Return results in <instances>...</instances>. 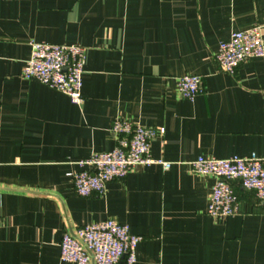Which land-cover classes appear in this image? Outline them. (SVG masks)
Segmentation results:
<instances>
[{"label":"crops","instance_id":"0c3cea01","mask_svg":"<svg viewBox=\"0 0 264 264\" xmlns=\"http://www.w3.org/2000/svg\"><path fill=\"white\" fill-rule=\"evenodd\" d=\"M263 21L264 0H0V264H69L64 235L108 219L143 238L136 264H264V203L235 185L238 213L215 219V179L191 172L200 156L264 158V59L234 75L215 61ZM31 42L86 48L81 105L22 78ZM185 75L203 79L194 102ZM117 119L165 129L156 164L79 197L69 174L116 147Z\"/></svg>","mask_w":264,"mask_h":264},{"label":"built area","instance_id":"2783aa9c","mask_svg":"<svg viewBox=\"0 0 264 264\" xmlns=\"http://www.w3.org/2000/svg\"><path fill=\"white\" fill-rule=\"evenodd\" d=\"M31 56L22 72L24 80H34L68 96L75 105L84 102L83 75L87 50L79 44L53 45L31 42ZM264 59V21L248 30L233 32L219 46L215 55L219 69L234 75L245 62ZM178 94L194 102L204 93L203 79L185 75L178 80ZM111 134L116 147L110 152L95 153L79 163L82 170L70 173L79 197L103 196L107 184L124 180L139 167L156 164L151 158V145L163 137L165 129H154L127 120H115ZM164 170L170 163L161 162ZM191 172L210 176L215 185L207 214L225 219L238 213L236 186L252 191L264 203V158L256 154L229 159L198 157L191 163ZM143 238L133 235L130 227L108 219L80 227L74 234L66 233L60 244V258L69 264H136V250Z\"/></svg>","mask_w":264,"mask_h":264}]
</instances>
